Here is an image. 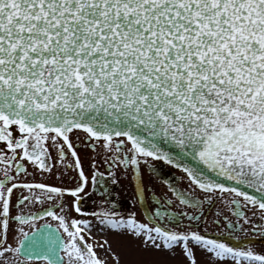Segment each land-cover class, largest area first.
Wrapping results in <instances>:
<instances>
[{"label":"snow or ice","instance_id":"1","mask_svg":"<svg viewBox=\"0 0 264 264\" xmlns=\"http://www.w3.org/2000/svg\"><path fill=\"white\" fill-rule=\"evenodd\" d=\"M101 158L145 206L158 179L194 209L175 227L90 214L166 253L150 264H264L231 242L264 239V0H0V264H105L72 215ZM197 190L223 200L228 239L200 229Z\"/></svg>","mask_w":264,"mask_h":264},{"label":"flooded vegetation","instance_id":"2","mask_svg":"<svg viewBox=\"0 0 264 264\" xmlns=\"http://www.w3.org/2000/svg\"><path fill=\"white\" fill-rule=\"evenodd\" d=\"M99 172L103 173L102 177H97V184L92 186L91 183L86 188L85 193L81 194L82 203L81 207L85 212L83 217H80L79 214L73 212L72 215L78 218L89 219L92 221V230L91 237L85 235V241L88 243H92L96 248L98 254L105 256L106 253L110 252L107 248V245L104 249L98 247V245L103 244L104 241H108L109 244L120 243L119 239L116 237L110 239V235L126 237L128 242L135 246L134 257H136L133 263H140L142 259L137 256V252L148 254L146 257L152 258L154 260L157 258V253L152 248H145L142 245V241L140 239L134 238L132 235H129L127 232H122L120 229H109L99 224L98 220L90 215L91 213H103V212H113L115 213V217L108 218H124L127 219L130 214H134L135 219L139 223L148 224L150 227H155L158 223L166 226L175 225H167V221L171 218L168 213L174 214L176 217H180L182 214L186 212L193 211L189 205L182 204L179 199L173 194V192L168 188V186L164 185L158 179H154L153 184L156 189V195L158 197L157 200H149L147 205L145 206L140 202L138 197H134L132 182L129 179L124 178L121 175L120 169H109L103 162L102 158L98 160ZM85 167L87 169L88 175L91 176L95 169L90 167V161H85ZM156 167L160 175H163L168 180L172 181L178 188L189 190L188 189V181L185 178L182 171L176 169L173 166L166 165L162 162H156ZM112 173L109 175L108 173ZM52 183H59V181L53 179L50 181ZM197 198L201 199L203 202V211L205 216L202 217L199 221V227L201 230H204L207 227V231L209 235L213 237H217L220 233H224V238L228 239V229L225 228L224 224H220L217 226L211 221L214 219V214L217 210H220L227 214V210L225 209V205L222 199H216L213 197L211 202L203 201V197L205 193L197 190L195 192ZM211 195V194H209ZM65 200L67 202H71L72 197L66 196ZM51 203V202H50ZM59 203V202H55ZM158 205V206H157ZM44 207H48L49 204L43 205ZM37 207H40L39 205ZM36 209H33L35 211ZM59 212V207L55 209ZM151 217V218H150ZM44 219H48L49 222L55 227L56 221L51 220L50 218L45 217ZM207 221V224L205 223ZM254 223H258L259 219L254 218ZM43 223V220H38L35 222V226L39 227V225ZM188 221L187 219H183L180 221V227H187ZM244 227L249 228V232L246 234L240 231V228L232 229V232L235 236H239V239L233 238L231 240L232 243L236 244L240 247H246L249 244L259 253L264 254V239H260L258 235L251 231V228L248 225H244ZM25 230H30L28 226H25ZM117 237V238H118ZM119 237V238H120ZM124 239V238H122ZM242 240H246V242H242ZM117 241V242H116ZM111 244V245H112ZM113 252V251H111ZM115 253V252H113ZM63 256V252H61ZM102 257V256H100ZM121 257V256H120ZM103 258V257H102ZM108 260L105 262L107 264L109 262V257H106ZM66 260L67 258L64 257ZM121 264L128 263V260H124L120 258ZM110 264V263H108Z\"/></svg>","mask_w":264,"mask_h":264},{"label":"rangeland","instance_id":"3","mask_svg":"<svg viewBox=\"0 0 264 264\" xmlns=\"http://www.w3.org/2000/svg\"><path fill=\"white\" fill-rule=\"evenodd\" d=\"M110 239H113L116 237V239H119V241H121L120 243H115L114 245L110 244L111 245V248L108 250L110 252L106 253L105 256L99 254L100 256H102L101 258L105 260V262L108 260L106 257L108 256L109 257V262L110 264H117V260H116V256H119V264H121L120 262V258H123V261L124 260H128V263H125V264H138V263H133L134 259L136 257H134V251L136 250L135 249V246H133L132 244L133 243H129L127 238L126 237H118V236H113V235H110L109 236ZM118 237V238H117ZM124 238V239H122ZM115 253H113V252ZM137 252V256H139L140 258L139 259H142L141 262L139 264H150V262H153V261H156L157 259L161 258V257H165L166 256V253H163V252H156L157 253V258L154 260V257L150 258L149 257H146V260H145V256H147L148 254H141L139 253L138 251ZM121 256V257H120ZM107 263V264H108Z\"/></svg>","mask_w":264,"mask_h":264},{"label":"water","instance_id":"4","mask_svg":"<svg viewBox=\"0 0 264 264\" xmlns=\"http://www.w3.org/2000/svg\"><path fill=\"white\" fill-rule=\"evenodd\" d=\"M188 162L191 163V161H188ZM220 179H221V182H225V181H223V178H220ZM226 183H231V182H226ZM249 191H251L252 194H254V195H259V193L255 192V190H249Z\"/></svg>","mask_w":264,"mask_h":264}]
</instances>
